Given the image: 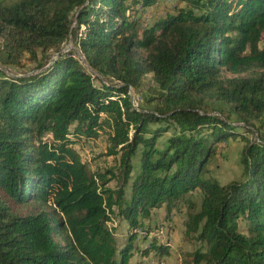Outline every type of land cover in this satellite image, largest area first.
<instances>
[{
  "label": "trees",
  "instance_id": "obj_1",
  "mask_svg": "<svg viewBox=\"0 0 264 264\" xmlns=\"http://www.w3.org/2000/svg\"><path fill=\"white\" fill-rule=\"evenodd\" d=\"M155 2H0V68L20 71L0 70V264H127L178 200L190 264H264V0H174L142 25ZM98 137L91 170L74 145ZM229 140L240 179L220 184Z\"/></svg>",
  "mask_w": 264,
  "mask_h": 264
},
{
  "label": "rangeland",
  "instance_id": "obj_2",
  "mask_svg": "<svg viewBox=\"0 0 264 264\" xmlns=\"http://www.w3.org/2000/svg\"><path fill=\"white\" fill-rule=\"evenodd\" d=\"M14 0H0L4 5L12 3ZM174 0H156L155 4L147 9L139 12V17L142 25H149L163 16L164 13L170 10ZM71 47V42L68 41L63 46V50L67 51ZM56 54L52 56L55 57ZM20 71H6L7 75H19ZM27 73V72H26ZM29 73V72H28ZM27 75V74H26ZM97 84V83H96ZM155 88L154 83L151 80V76L147 75L143 80V87L140 90L133 91L130 89L129 96L131 103L134 107H145L142 101L143 97H149L150 92L148 88ZM216 115V114H215ZM233 125H240L234 118L230 119ZM162 142V139L158 140ZM242 144L229 140L228 144L223 146L220 144L217 150V154L214 159L207 165V176L216 179L220 184L227 183L229 181L240 179V168L237 163V155ZM74 148L79 153L81 160H84L89 169H93L94 165L101 162L102 159H91L96 154L102 152L103 143L100 137L94 140L84 141L80 139ZM134 165L136 162L134 160ZM109 186H113L110 183ZM187 198V196H184ZM191 200L194 203L197 202V197L194 196ZM181 200H178L170 207L169 213L164 211L163 205L158 209L151 211V215L147 219H142L143 229H135V238L133 240V250H131V257L127 264H190V254L194 251L195 243L190 239H186L184 236V221L186 219L184 207ZM113 228V235L117 246H121L126 238V224L123 220L115 219L113 224H110ZM150 244L163 246L165 250L162 252L154 251L152 249L144 253V250L149 247Z\"/></svg>",
  "mask_w": 264,
  "mask_h": 264
},
{
  "label": "water",
  "instance_id": "obj_3",
  "mask_svg": "<svg viewBox=\"0 0 264 264\" xmlns=\"http://www.w3.org/2000/svg\"><path fill=\"white\" fill-rule=\"evenodd\" d=\"M68 50V49H67ZM63 51H65V50H63ZM56 56V55H55ZM0 70H2L3 72H5L6 73V71L4 70V69H2V68H0Z\"/></svg>",
  "mask_w": 264,
  "mask_h": 264
}]
</instances>
